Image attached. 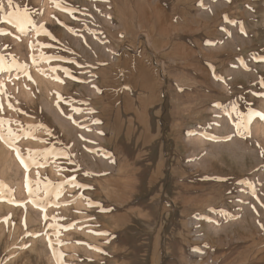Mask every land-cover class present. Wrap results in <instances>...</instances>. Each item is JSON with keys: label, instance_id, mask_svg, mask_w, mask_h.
Returning a JSON list of instances; mask_svg holds the SVG:
<instances>
[{"label": "rangeland", "instance_id": "obj_1", "mask_svg": "<svg viewBox=\"0 0 264 264\" xmlns=\"http://www.w3.org/2000/svg\"><path fill=\"white\" fill-rule=\"evenodd\" d=\"M0 5V264H264V0Z\"/></svg>", "mask_w": 264, "mask_h": 264}, {"label": "snow or ice", "instance_id": "obj_2", "mask_svg": "<svg viewBox=\"0 0 264 264\" xmlns=\"http://www.w3.org/2000/svg\"><path fill=\"white\" fill-rule=\"evenodd\" d=\"M8 4H9V6H14V5H13V0H8ZM2 7H3V6L0 5V9H2ZM57 7H59V5H57ZM11 15H12V14H9V17H11ZM37 34L39 35V32H38ZM0 123H3V122L0 121ZM9 132H11L10 129H9ZM249 134H250V133H249ZM0 139H3V136H2V135H0ZM17 151H18V150H17ZM261 154L264 155V152H262ZM22 162H23V161H22ZM241 182H244V181H241ZM29 191H31V189H29ZM253 194H255L254 191H253Z\"/></svg>", "mask_w": 264, "mask_h": 264}, {"label": "bare ground", "instance_id": "obj_3", "mask_svg": "<svg viewBox=\"0 0 264 264\" xmlns=\"http://www.w3.org/2000/svg\"><path fill=\"white\" fill-rule=\"evenodd\" d=\"M144 118V117H143ZM145 119V118H144ZM107 125V124H106ZM112 128V127H111ZM146 130V129H145ZM144 134H146L145 132H144ZM83 145V144H82ZM129 145V144H128ZM139 146V145H138ZM112 151V150H111ZM118 158V157H117ZM119 159V158H118ZM123 159V158H122ZM115 160V159H114ZM122 161V160H121ZM120 163V162H119ZM113 164H115V163H113ZM122 164H123V161H122ZM117 165V164H116ZM116 165H114V166H116ZM121 167V166H120ZM134 168V167H133ZM163 168V167H162ZM149 169V168H148ZM124 169H122V171H123ZM144 170V169H143ZM110 171V170H109ZM127 171V170H126ZM110 174H111V172H110ZM117 174V173H116ZM112 175V174H111ZM114 175V174H113ZM148 177V176H147ZM113 178V177H112ZM157 178V177H156ZM160 178V177H159ZM107 179V178H106ZM155 181V180H154ZM133 182H135V181H133ZM166 184V183H165ZM111 186V185H110ZM114 186V185H113ZM150 187V186H149ZM164 187V186H163ZM148 189V188H147ZM175 189V188H174ZM163 191V190H162ZM122 193V192H121ZM181 194V193H180ZM166 195V194H165ZM130 197V196H129ZM131 199V198H130ZM124 200V199H123ZM171 200V199H170ZM164 203V202H163ZM181 210V209H180ZM162 211V210H161ZM163 212V211H162ZM145 216V215H144ZM151 216V215H150ZM146 218V217H145ZM166 219V218H165ZM149 220V219H148ZM177 221V220H176ZM146 223H147V221H146ZM181 224V223H180ZM178 225V224H177ZM176 237V236H175ZM147 239V238H146ZM137 242V241H136ZM146 242V241H145ZM128 247V246H127ZM137 250V249H136ZM141 253V252H140ZM135 257V256H134ZM176 261V260H175ZM142 263V262H141Z\"/></svg>", "mask_w": 264, "mask_h": 264}]
</instances>
